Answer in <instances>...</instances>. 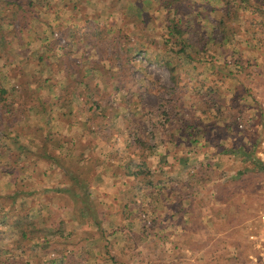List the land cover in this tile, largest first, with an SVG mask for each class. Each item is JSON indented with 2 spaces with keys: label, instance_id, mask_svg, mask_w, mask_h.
<instances>
[{
  "label": "rangeland",
  "instance_id": "374dc122",
  "mask_svg": "<svg viewBox=\"0 0 264 264\" xmlns=\"http://www.w3.org/2000/svg\"><path fill=\"white\" fill-rule=\"evenodd\" d=\"M157 1L149 0L147 4L144 3L142 6L144 13L141 17L140 12H137L135 3L132 0H54L55 10L58 11V15L53 13V0H49V7L47 4L43 5V8L38 11V16L31 17L29 22H31L36 30L40 29L42 32L45 30L47 33L46 37L48 36L50 40L55 38L56 44L64 43L61 29L85 27V19L89 20L90 23L104 25L106 35L116 30L119 32L121 43L119 44L118 50L122 51L120 54L111 52L109 50L110 46L104 52H99L96 50L95 45L87 40L82 42L78 48H75L73 44L71 52L67 56L77 65H83L92 58L97 59L98 63L104 64V68H107L105 67L107 65L113 68H111V72L113 73L110 74L108 79H106L107 75L105 71H103V75L102 73H97L93 78L100 87L99 93H102L106 97L103 98L102 103L98 106V110H106L105 117L97 116L91 122L94 128L98 127L100 131L103 130L102 133H105L103 139L99 140L98 147L94 152L107 154V158L110 159L111 157L112 160H118V156L120 157L119 160H121V156H125L126 158L131 154V150L126 145V142L127 140L130 141L132 137L128 136L127 130L123 129V119L120 115L122 112L128 116L130 114L133 116L134 119H132L133 124L131 128L141 135V129H150V132L154 130V124L148 125L143 123L144 118L142 112H146L149 107L160 110L163 108L168 110V107L169 109H174L176 107L178 112H184L185 116H189V121L197 126H188V121L186 128L197 131L199 138L201 136L208 139L209 137H215L218 147L221 148L217 153L221 157L235 158V160H238L239 166H241L243 162L240 160L239 155L233 152L234 148L232 145L249 142L252 135L258 134L257 128L259 124L255 123L251 129L246 128L237 131L232 127L230 120L236 112L247 111L249 109L252 113H257L256 103L252 100L250 93L253 89H259L264 86V35L251 36L249 42L245 44L247 49L243 48L240 51L238 49H232L233 54H229L228 49L223 51L221 45L219 46L218 44L213 49L210 43H208L205 53L200 52L198 53L200 55L199 57L193 56L187 58L184 53L176 50L177 45L173 39L168 38L165 41V38H167L165 18L171 16L172 11L169 8L157 4ZM204 1L189 0L191 12H189L188 17L193 20L190 23V27H192L191 34H197V28L199 31L209 28L206 18L203 17V13L208 14L209 19L213 21V18H216L215 16L221 12L214 0H206L207 4L203 6L202 3ZM73 3L74 5H72ZM244 9L243 6L237 5L235 11L230 16L232 22L235 23L236 29L240 30V32L245 25L243 21L245 19ZM133 14H136L138 17L135 21L133 20ZM40 18L44 19L46 23L39 22ZM255 25L257 28L264 27L263 22L260 21H256ZM247 31L250 33L251 30L249 29ZM216 39L219 40V37L216 36ZM237 39V41L243 40L242 37H237ZM225 45H228L227 48H229L231 42ZM29 46L33 49L35 44L31 41ZM11 51L14 62L23 57V54L15 49ZM254 52L257 53L255 54ZM108 55L110 60L107 61ZM235 55L244 65L245 70H242L243 68L240 69V76H243L245 79H237L232 75H225V77L217 79L214 75L213 64L223 65V59L225 60L227 58L229 62L226 65L227 67H225L235 70L237 64L230 59L231 56ZM56 75L63 77L61 71H58ZM199 81L210 84L215 92L217 91L214 86H216V89L218 88L216 96L218 99H215L213 102L216 105V109H213L211 113L208 112L210 118L205 117L203 115L204 113H201L198 107V101L196 100L194 91L201 88ZM9 87H11L12 96H16L18 93V85L11 84ZM188 101L191 102L189 103L191 104V108L188 106ZM139 109H141L140 120L136 118L139 115ZM189 109H193L194 112L188 113ZM61 112V115L55 117L54 121L51 122L50 120L51 128L55 132H64L69 135L70 133H74V131L80 132L81 128L85 126L84 122L80 119V117L83 118L82 113L79 115V112L78 115L72 114L70 116L63 115L65 111ZM170 116L176 117L172 112H170ZM21 119L26 120V118ZM32 120L39 121L36 117L32 118ZM1 121L0 119V123ZM1 124L3 126L5 121ZM10 128L13 129L11 126ZM215 128L216 131L214 132L213 130ZM11 129L7 132L0 130V143L8 145L9 148L12 145L10 138L12 136ZM95 135L99 138L95 131L90 133V136ZM147 139L151 142L150 136ZM204 145L210 148L214 147L210 140L205 142ZM211 151H208V154ZM6 155V151L0 153V192H4L5 188L10 185V177L13 180L21 181L19 185L27 191L44 183L39 173L47 167V164H38L37 161L28 158L9 162V160H3ZM164 156L165 154L160 155L161 158ZM19 158L21 157L19 156ZM6 161L7 163H5ZM182 178L186 181L188 180L194 189L197 187V175L194 170L191 172L190 170L183 171ZM242 179L243 181L238 179L234 186L230 187L232 189L230 196L227 192L222 195L224 201L227 200L230 202V208L235 213L243 216L241 223L238 224V234L236 236L241 243L237 246L228 247V249L225 247L221 251L223 253L221 262L225 264L231 262V255L235 253L238 254V259H241L243 252L240 248L253 237L252 232L256 231L258 226L259 211L264 209V173L262 171L258 174L248 173L243 175ZM46 180L47 183L50 181V179ZM50 184L54 185L56 183ZM110 184L114 185V183ZM110 184L109 182L105 183V186H100V189H108L107 192H110V188L112 187ZM224 185L227 188L229 182H225ZM115 186L112 189H115ZM253 187H255L254 193L251 191ZM105 197L106 200L110 199L108 196ZM105 197L102 196L100 200L104 202L103 198ZM47 198L51 205H46L45 200ZM23 201L27 205L29 213L37 218L39 222L44 219L46 223L50 224L55 223L58 219H65L66 230L68 231V228L73 226L72 229L75 228V232H78L81 227L85 228L86 226L85 224H79L78 221L70 219L65 202V205L62 207L56 206L57 203H61L62 199L51 194V192L39 190L31 192L29 195L23 197ZM223 206L226 207L227 205ZM2 209L3 207H0V212ZM226 212L227 209H223V215ZM108 214L111 216L110 213ZM146 219L151 221V215L147 205L129 220L134 226H140L142 229H145L143 225L148 227ZM109 231L110 228H107L105 232L108 233ZM114 233L118 236L119 230H114ZM14 236L15 231L0 216V264H18L16 260L15 263L12 260L16 255L22 256V261L19 264H36V258L42 257L48 260L49 264H65L70 260L68 255L70 245L64 238L59 241L56 240L57 242L52 241L50 247L44 251H41L32 243L27 244L26 250L22 253L20 247L15 249H8L6 247ZM244 247L245 252H249L250 247L248 248V245H244ZM60 249L61 251L64 250L68 257H63V260H58V263H56L54 260L55 254L57 252L60 253ZM25 252H28V255H25ZM243 258L245 259L243 263L248 264L247 257L243 255ZM78 264L89 263L81 261Z\"/></svg>",
  "mask_w": 264,
  "mask_h": 264
},
{
  "label": "crops",
  "instance_id": "0c3cea01",
  "mask_svg": "<svg viewBox=\"0 0 264 264\" xmlns=\"http://www.w3.org/2000/svg\"><path fill=\"white\" fill-rule=\"evenodd\" d=\"M214 1L221 9L222 1ZM233 1L236 2V6L245 8L244 16L248 20L264 22V0ZM48 3L49 0H44L41 7H36L37 11L42 9L43 5L47 4L49 7ZM52 9H54L53 13L58 15L54 0ZM220 13L213 20L218 19ZM38 14L39 12L37 15L30 16L29 19L33 16L37 17ZM29 19L20 33L19 40H13L4 47L0 45V85L6 90L5 100L13 103L11 111L17 113L12 116L13 119H2L1 123L5 121L3 126L0 123V130L6 132L11 129L10 126L13 127L10 137L11 148L0 143V153L6 151L8 155L13 151L12 149H15L16 144L25 142L22 132L26 126L33 124L44 126V122L47 120L51 128L50 120L54 121L55 117L61 115V111H65L63 115H70L67 110L74 109L52 106L50 110H45L39 104L44 100L46 107L47 102L55 94L56 87L65 80L59 75L58 77L56 73L53 77H45L49 72V67L46 64L47 59H41V63H39L35 53L45 51L48 54L49 48L47 49L44 44L50 39L48 36L46 37L45 30L44 32L40 29L36 30ZM39 22H45V20L40 18ZM231 23L235 25L232 20ZM2 26L5 27L7 24L3 23ZM245 27L244 25L241 32L236 29L225 36L216 34L219 37L217 41L220 42H215L214 47L217 46L216 44L222 47L231 42V46L226 48L229 52L232 49L239 51L243 48L247 49L245 44L249 42V38L257 35L262 36V34L255 29L253 31L251 29L249 33L247 31L249 29ZM201 33L206 36L209 34V29L199 31V34ZM237 37H242L243 40L237 41ZM31 41L35 44L33 49L29 46ZM12 49L22 53L23 57L14 62L11 56ZM186 51L189 50L186 48ZM53 58V55L49 57L50 60ZM11 84L18 85L16 96L11 94V87H9ZM21 86L26 87L30 96L19 91ZM214 88L218 92V88L216 89V86ZM217 92L215 93L217 94ZM19 102L20 107L17 105ZM199 108L205 117L210 118L209 111H205L201 106ZM179 113L183 115L182 117L185 116L184 112H178L177 115ZM138 114L141 115V109L138 110ZM35 117L39 120L38 122L32 120ZM21 118H26V120ZM153 124L154 130L151 131V142L149 141L151 146L144 152L154 179L151 184L140 182L139 186L133 185L132 176L125 172L128 161L125 160V156H121V160H119V156L118 160H112L111 157L107 158V154L95 152L100 160H95L94 168L89 175V191L96 197L100 207L99 228L91 221H78L79 224H85V228L81 227L78 232H75V228L72 229L73 226H70L67 231L66 220H63L64 232L59 240L64 238L69 242L70 260H68V264L75 262L78 264L81 261L89 264H205V260L222 254L221 251L225 247L228 249V247L240 243L236 237L238 229H234L233 225V213L235 212L230 208V202L222 199L223 193L227 192L229 196L232 194L230 187L234 186L238 180L233 177L236 169L240 167L238 160L233 157H221L214 147L210 148L204 145L205 142L202 144L198 135H194L193 138L185 136L184 127L174 128L170 120L165 121L163 126L157 121H154ZM51 130L53 133H58L52 128ZM17 131L20 132L15 136ZM90 133L92 132H89V135ZM75 135H78V131L69 134V136ZM97 144L98 142L95 141L92 143L93 152L97 149ZM101 145L104 146L103 143ZM203 145L204 147H202ZM210 150L212 151L208 154ZM161 154H165V156L161 158ZM19 156L21 158L17 157V160L28 158L37 161L38 164H47V167L39 173L44 183L29 189V191L51 192L52 186L64 184L60 169L56 165L41 160V158H34L32 155H26V157L21 154ZM131 157L133 159L129 160L131 163L138 162L137 148ZM3 160L9 159L5 157ZM185 170H190V172L194 170L197 175L195 189L191 187L188 180L182 178V173ZM46 179H50V181L47 183ZM15 180L9 178L10 185L5 188L6 191L14 187ZM108 182L109 184L114 183L110 186L116 185L117 187L115 186V189L111 187L110 192H107L108 189H100V186H105L104 184ZM225 182H229L227 188H225ZM102 196H108L110 199L106 200L105 197L102 202L100 200ZM47 200H45L46 205H51ZM63 205H65L63 201L56 204L58 207ZM146 205L149 207L151 221L146 219L148 227L143 225L145 229H142L140 226H134L129 219L136 216V213ZM66 209L70 219L77 221L68 205H66ZM223 209H227L224 215ZM107 228H110L108 233L105 232ZM116 229L119 230L118 236L114 233ZM65 240L62 241L66 242ZM212 248L213 252H211ZM219 259L221 260V257Z\"/></svg>",
  "mask_w": 264,
  "mask_h": 264
},
{
  "label": "trees",
  "instance_id": "16d2710c",
  "mask_svg": "<svg viewBox=\"0 0 264 264\" xmlns=\"http://www.w3.org/2000/svg\"><path fill=\"white\" fill-rule=\"evenodd\" d=\"M132 1H134L135 8L137 12H140L142 17L144 13V8L142 6L144 3L147 4L149 0ZM221 1V13L218 19H214L212 21L209 19L208 14L203 13V17L206 18V22L209 27V34L205 36L203 33H198V28L196 30L198 31L197 34H191L192 27H190V23H192L193 20L188 17L189 12H191L189 0H158L157 4H160L165 8H169L172 11L171 16L165 18V31L167 33L165 41L168 40V38L173 39L174 43L177 45L176 50L184 53L187 58H191L193 56L199 57L200 55L198 53L200 52L205 53L208 43H210L213 48L215 42H220L217 41L216 34L225 36V34H230L236 30L235 25L231 23L230 19L232 12L235 11L236 2L233 0ZM43 2L44 0H0L1 46L4 47L7 43L12 42L13 40H19L20 33L27 25L29 17L37 15L38 11L36 7H41ZM202 4L205 6L207 4L206 0ZM72 5H74V3ZM137 19V15L133 14V20L135 21ZM85 20V27L76 28L79 31L75 28L61 29L64 43L56 44L55 38L48 40L44 44L47 49L49 48L48 54L45 51L35 53L37 62L41 63V59H47L46 64L49 67V72L45 77H53L55 73L61 71L65 80L56 87L55 94L47 102L46 107V102L44 100L39 102L41 107L45 110H50L52 106L66 108L72 107L74 109H72V111L68 109L67 112H70V116L72 112V114L75 115H78L79 112V115L82 113L83 118L79 117L81 121L84 122L85 126L80 130V132H78V135L69 136L68 134L60 132L53 133L47 123V120L44 122V126L39 124L28 125L22 132L25 142L20 143V146L16 144L15 149H12L13 151L9 152L10 154H7L6 157H8L9 162H11L12 160H17V157L21 154L24 156L32 155L34 158H41V160H45L50 164L56 165L60 169L64 184L61 186H52L51 194H54L58 198L62 199V201L70 207L71 213L77 221H91L97 226V228H99L101 211L96 197L91 195L89 191V175L94 168L93 165L95 164V160H100L99 156L92 151V143L94 141L97 143L100 139L102 140L105 133H102L103 130L100 131L98 127L94 128V126L91 125V122L97 116L102 118L105 117L106 110H98V106L102 103L103 98L106 97L103 96L102 93H99L100 87L93 78L97 73H102L103 75V71H105L107 75L106 79H108L110 74L113 72H111L112 67L110 65H107L105 66L107 68H104V64L98 63L97 59L91 58L83 65H77L67 56L70 54L73 44L75 45V48H78L82 42L87 40L91 41L92 44L95 45L96 50L99 52H104L106 48H109L108 46H110L109 50L111 52L120 54L122 51L118 50L121 38L117 30L109 35H106L104 25L102 26L90 23L89 20ZM243 21L245 22L246 29L251 30L256 26L253 20H248L246 17ZM3 23H6L7 26L3 27ZM256 30L260 34L264 35V27L257 28L256 26L255 31ZM186 48L189 51H186ZM226 48V45L222 46L223 51ZM213 49H215V47ZM229 54H233V51L231 50ZM52 55L54 58L50 60L49 57ZM230 59L237 64V68L235 70L226 68L229 59L225 58V60L223 59V65L213 64L214 75L217 79L223 78L225 75H232L237 79H245L243 76H240V69L243 68L242 70H245L241 60H239L236 55L231 56ZM108 60H110L109 55L107 56V61ZM117 78L120 79L119 76H117ZM199 84L201 88L194 91L197 98L196 100L198 101V107L201 106L205 111H209L211 113L213 109H216V105L213 104V102L215 99H218L216 97L217 94L210 84H205L203 81H199ZM19 91L24 95H28L27 89L24 86H21ZM5 92V88L0 85V119L10 120V118H12L13 115H17V113L16 111H11L13 103L5 100ZM77 101H79L78 104ZM17 105L20 107V102ZM188 106L191 108V104ZM189 110L190 113L194 112L193 109ZM170 112H173L176 117H171ZM143 114V123L148 125H152L154 121H157L160 125H162L165 121L170 120L174 128L184 127L185 136L193 138L195 137L194 135L198 134L197 131L186 128L190 118L188 115L182 117L183 115L181 113L177 115L178 110L176 107H174V109H169L168 107V110H165V108L160 110L158 108L149 107L146 112H142V115ZM120 115L123 119V129L127 130L128 136L132 137L130 141L127 140L126 142V145H128L131 150V154L125 158V160H128L127 165L125 166V172L132 176L133 179H131V181L133 182V185H138L140 182L144 184H151L154 179L151 171L149 170V161L144 155V152L150 149L151 146L147 139L148 136L151 137L152 135L150 129H141V135H139L131 128V125L133 124L132 119H134L133 116L131 114L128 116L124 112ZM136 118L140 120L141 116L138 115ZM230 121L232 124L233 118H231ZM188 126L197 127L190 121ZM94 131L98 134L99 138H97V135H89V132L93 133ZM213 131L215 132L216 128ZM18 132L20 131H17L14 135L17 136ZM199 139L202 142L210 140L213 143L215 151L221 150V148L218 147V143H216L217 139L215 137H209L208 139L201 136ZM256 140L257 134L254 136L252 135L248 143L241 142L237 143V145H232L234 148L233 152L238 154L240 160L243 162V164L236 169L233 175V177L238 178L240 181H243L242 176L245 174H258L259 172L261 173V171L264 173V163L256 160L257 157L254 158V146L256 144ZM136 148L139 153L138 162L131 163L129 160H133L131 156L134 154ZM5 163H7V161ZM20 183L21 181L15 180L14 187L12 189L0 192V207H3L0 212V216L6 223H8V226L15 231L14 238L8 242L6 247L8 249L20 247L21 252L23 253V251L26 250V245L32 243L41 251H44L50 247L52 241H59V237H61L62 232H64L63 220L58 219L55 223L48 224L44 219H41L42 221L39 222L37 218L32 216L29 213L27 205L23 201V197L29 195L31 191L21 188L19 185ZM251 191L254 193L255 187H253ZM242 217L243 216L238 213H233L234 229H238V224L241 223L243 219ZM244 245H248L249 248L250 242L248 241L244 243ZM244 245L240 248L243 252V254H241L242 260L240 258L238 259V254L235 253L231 255V262L227 264H244L243 262L245 259L243 258V255L245 257L247 254L244 250ZM59 251H61V249ZM211 252H213V248ZM25 255H28V252H25ZM222 255L223 253L218 254L217 257H211L210 259L205 260L204 263L225 264L221 262L222 259H219V257L222 258ZM63 257H68L64 250L60 253L57 252L54 260L58 263V260H63ZM12 260L13 263H15L16 260V263L19 264L22 261V256L16 255V257ZM36 260V264H49L48 260L43 257L36 258Z\"/></svg>",
  "mask_w": 264,
  "mask_h": 264
},
{
  "label": "built area",
  "instance_id": "2783aa9c",
  "mask_svg": "<svg viewBox=\"0 0 264 264\" xmlns=\"http://www.w3.org/2000/svg\"><path fill=\"white\" fill-rule=\"evenodd\" d=\"M252 100L256 103L257 113L247 111L236 112L233 115L232 127L237 131L246 128L251 129L258 123V134L254 146V158L264 163V87L253 89L250 93ZM248 143V142H247ZM255 160V159H254ZM257 230L253 231L250 238V250L247 252L248 264H264V209L259 211Z\"/></svg>",
  "mask_w": 264,
  "mask_h": 264
}]
</instances>
